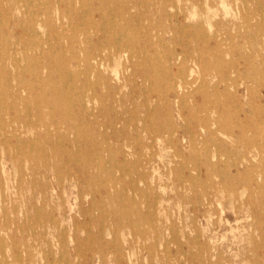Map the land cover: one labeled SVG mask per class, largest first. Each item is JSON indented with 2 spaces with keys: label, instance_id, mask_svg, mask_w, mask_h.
Returning <instances> with one entry per match:
<instances>
[{
  "label": "rangeland",
  "instance_id": "rangeland-1",
  "mask_svg": "<svg viewBox=\"0 0 264 264\" xmlns=\"http://www.w3.org/2000/svg\"><path fill=\"white\" fill-rule=\"evenodd\" d=\"M147 1L136 13L175 42L111 59L101 80L70 43L87 7L61 38L63 0H0V264H264V0H168L170 15ZM46 6L52 33L33 31Z\"/></svg>",
  "mask_w": 264,
  "mask_h": 264
},
{
  "label": "bare ground",
  "instance_id": "bare-ground-1",
  "mask_svg": "<svg viewBox=\"0 0 264 264\" xmlns=\"http://www.w3.org/2000/svg\"><path fill=\"white\" fill-rule=\"evenodd\" d=\"M151 0H148L147 2H145V4H148V2ZM24 2V0H23ZM33 2V1H32ZM64 3H62L64 5V7L67 8V10H62V14L60 15V25L59 29L55 28V30H53V24L50 23V17L53 14V11L51 9H49L47 6L45 8H42V11L40 12V16L42 19H38L36 17V20H33V23L29 25L30 29H32L33 31H35L36 29H42L44 26L41 22H45L47 27L49 28V32L52 33V30L57 32V34L59 35V37L64 38L66 35V31L65 26H71L72 24H74V20H76V15L74 14V11H76V8L78 7V5L80 7H87L86 12L89 14V19H88V29H81L79 31V29L74 28L75 33L73 35H71V44H79L80 48H76V46H73V53L77 54L78 52L84 54V58L82 60H78L79 62L83 63L84 69L83 72H85L84 74L87 77H90L92 79V76H97L98 79H101V72L102 69L106 70L107 66V62L110 61L111 59H115V61L120 62L122 60V58H127L129 60H133L136 59L134 61V63L136 64L139 58H143L144 56H150V52L149 50V46L152 45L151 42H154L155 38L156 41H159L161 39V41L166 37L167 35H171L172 36V41H174L173 39V35H174V30L172 28H168L165 27L163 25H157L155 23H153L152 21V15L151 13L148 15H146L144 18H142L141 16H139V14L136 13V8L138 6V2L137 0H63ZM168 0H161L160 4H161V8H162V13L163 14H169V10H168ZM259 2V1H257ZM256 2V3H257ZM155 3V2H154ZM156 4V3H155ZM150 5H154L153 3H150ZM38 6V5H37ZM112 10H109L111 9ZM25 9V8H24ZM116 9V10H114ZM204 9V8H203ZM215 12V11H214ZM58 13V12H57ZM239 13V12H238ZM36 15V14H35ZM34 15V17H35ZM38 15V16H39ZM30 16V14L28 15ZM58 17V16H57ZM32 18V17H31ZM98 19V20H97ZM192 19V18H191ZM258 19V18H257ZM55 22V21H54ZM64 26V27H63ZM75 26V25H74ZM209 26V25H208ZM27 27V26H26ZM186 27V26H185ZM212 27V26H211ZM72 28V27H71ZM95 30V31H94ZM79 31V32H78ZM257 31V30H256ZM187 32V31H186ZM38 34V33H37ZM78 34L82 35L84 37V42L86 45H82L81 43H78V41H75L73 38L77 37ZM52 35V34H51ZM216 34L214 33L213 37L216 38ZM256 36V35H255ZM40 37V35H39ZM4 38H6V36H4ZM8 38V37H7ZM6 38V39H7ZM52 38V37H51ZM154 38V39H153ZM253 38V37H252ZM9 39V38H8ZM5 40V39H4ZM11 40V39H10ZM35 40V39H34ZM201 40V39H200ZM258 40V39H257ZM36 41V40H35ZM177 41V40H176ZM175 42V41H174ZM8 43V42H7ZM28 43V42H27ZM170 43V42H169ZM2 44V43H1ZM26 44V43H25ZM50 44V43H49ZM52 44V43H51ZM50 44V45H51ZM32 45V43H31ZM55 45V44H54ZM82 45V46H81ZM254 45V44H253ZM5 46V44L3 45ZM8 46V45H7ZM26 46V45H25ZM257 46V45H256ZM255 46V47H256ZM24 47V46H22ZM42 47V46H41ZM52 47V46H51ZM166 47V46H165ZM182 48V47H181ZM257 49V48H256ZM51 50V49H50ZM55 51V50H54ZM173 51V50H172ZM182 52H188L187 49L185 48V46L183 45V49H181ZM226 51V50H225ZM8 53V51H7ZM29 53V52H28ZM33 53V52H32ZM62 54V53H61ZM181 53H177V52H173V55L169 56V61L170 62H174L175 64H177L176 62H180V64H186L187 61L190 60L189 55H191V53H187V54H183V57L180 55ZM153 55V53H152ZM261 55V54H260ZM246 56V55H245ZM57 58V57H56ZM60 58V57H59ZM58 58V59H59ZM230 58V57H229ZM61 59V58H60ZM65 59V57H64ZM80 59V57H79ZM257 59V58H256ZM149 60V59H148ZM238 60V58H237ZM41 61V60H40ZM168 61V59L165 60V62ZM26 62V61H25ZM67 62V61H66ZM71 62V61H70ZM259 63V62H257ZM29 64V63H28ZM54 64V63H53ZM79 64V63H77ZM143 65V64H141ZM182 65V66H183ZM257 65V64H256ZM136 66V65H135ZM180 67L178 68V72L175 74V77H177L178 80L181 81H185L187 77L192 76L193 71L189 72V70H187L186 67ZM258 66V65H257ZM70 67V66H69ZM80 67V66H79ZM135 68V67H133ZM140 68V67H138ZM219 69V68H218ZM253 69V68H252ZM81 71V70H79ZM60 72V71H58ZM82 72V71H81ZM114 72V71H113ZM125 72V71H124ZM11 73V72H10ZM71 73V72H70ZM250 73V72H249ZM75 74V73H74ZM127 74V73H126ZM125 74V75H126ZM157 74V73H156ZM100 75V76H99ZM69 76V75H68ZM233 76V75H232ZM40 77V76H39ZM63 77V76H62ZM81 77V76H80ZM130 77V76H129ZM86 78V77H85ZM62 79V78H61ZM89 79V78H88ZM103 79V78H102ZM101 79V80H102ZM261 79V78H260ZM106 81V80H105ZM96 82V81H95ZM102 82V81H101ZM264 82V81H263ZM75 83V82H74ZM73 83V84H74ZM108 83V82H106ZM144 83V82H143ZM92 84V83H91ZM98 84V83H97ZM255 84V83H254ZM257 84V83H256ZM23 85V84H21ZM77 86V85H76ZM91 86V85H90ZM89 86V87H90ZM124 86V85H123ZM159 87V85H157ZM175 86V85H174ZM258 86V84L256 85ZM144 87V86H143ZM38 88V87H37ZM25 89V86H24ZM39 89V88H38ZM108 89V88H107ZM119 89V88H118ZM135 89V88H134ZM42 90V89H40ZM194 91V90H193ZM1 92V91H0ZM231 92H229L230 94ZM96 94V93H95ZM40 95V94H39ZM1 96V94H0ZM105 96V94H104ZM117 96V95H116ZM227 96V95H226ZM77 97V101L79 102V104L85 103V99L81 96H79V94H76ZM109 97V96H108ZM107 97V98H108ZM115 97V95H114ZM155 98V97H154ZM166 98V97H165ZM37 99V98H36ZM181 99V98H180ZM7 100V99H6ZM13 100V99H12ZM105 100V99H104ZM117 100V99H116ZM172 100V98H171ZM232 100V99H231ZM39 102V101H38ZM205 102V101H204ZM225 102V101H224ZM12 103V102H11ZM137 103V100H136ZM176 103V102H175ZM94 104V102H93ZM108 104V103H107ZM159 104V103H158ZM177 104V103H176ZM5 105V104H4ZM26 105V104H25ZM31 105V104H30ZM73 105V104H72ZM198 105V103H197ZM1 106V105H0ZM3 106V105H2ZM28 106V105H27ZM119 106V105H118ZM161 106V105H160ZM30 107V106H28ZM143 107V106H142ZM162 107V106H161ZM11 108V106H10ZM136 108H138L136 106ZM178 108V107H177ZM29 109V108H28ZM82 109V108H81ZM102 109H103V104H102ZM101 109V110H102ZM1 111V110H0ZM3 112V111H2ZM82 112V111H81ZM117 113V111H114ZM138 112V111H137ZM190 113V112H189ZM103 114V113H101ZM124 114V113H123ZM8 116V115H6ZM115 116V115H114ZM131 116V115H130ZM0 117H1V113H0ZM191 117V116H190ZM32 118V117H31ZM119 118V117H118ZM129 118V117H128ZM133 118V117H132ZM136 118V117H135ZM160 118V117H159ZM188 118V116H187ZM1 119V118H0ZM5 119V118H4ZM116 119V118H115ZM130 119V118H129ZM127 119V120H129ZM123 120H124V116H123ZM126 120V121H127ZM157 120V119H156ZM3 121V120H2ZM125 121V120H124ZM134 121V120H133ZM145 121V119H144ZM139 122V121H138ZM190 122V121H189ZM3 123V122H2ZM221 123V122H220ZM102 124V123H101ZM115 124V123H114ZM125 124V123H124ZM135 124V123H134ZM137 125V124H136ZM135 125V126H136ZM128 126V125H127ZM133 126V125H132ZM182 127V125H180ZM115 127V125L113 126ZM116 128V127H115ZM144 128V125H143ZM57 131H59L58 128H56ZM117 129V128H116ZM124 129V128H123ZM141 129V128H140ZM88 130V129H87ZM261 130V129H260ZM259 130V131H260ZM13 131H16V128L13 129ZM126 131V130H125ZM77 132V130H76ZM81 132V131H80ZM105 132V131H104ZM118 132V131H117ZM131 132V131H130ZM12 133V132H11ZM65 133V132H64ZM121 133H123L121 131ZM2 135V133H0ZM13 134V133H12ZM16 133H14L15 135ZM111 135V134H110ZM122 135V134H121ZM61 136V135H60ZM68 136V135H66ZM123 136V135H122ZM11 137V136H10ZM57 137V136H56ZM121 137V136H120ZM130 138V137H129ZM132 138L135 140V138L132 136ZM191 138V137H190ZM126 139V138H125ZM24 140V139H23ZM51 140V139H50ZM60 140V139H59ZM110 140V139H109ZM137 140V138H136ZM216 140V139H215ZM262 140V139H261ZM22 142V140H21ZM25 142V140H24ZM32 143V142H31ZM88 143V141H87ZM195 143V142H194ZM27 144V142H26ZM21 145V144H20ZM20 145H17V150L19 148ZM61 145V144H60ZM107 145V144H106ZM132 146V145H131ZM231 146V145H230ZM35 147V146H34ZM192 147V146H191ZM242 147V146H241ZM39 148V147H38ZM124 148V147H123ZM229 148V147H228ZM244 148V147H243ZM41 149V148H40ZM107 149V148H105ZM193 149V148H192ZM173 150V149H171ZM21 151V150H20ZM19 151V152H20ZM23 151V150H22ZM26 151V150H25ZM31 151V150H30ZM112 151V150H111ZM110 151V152H111ZM196 151V150H195ZM235 151V150H234ZM24 152V151H23ZM28 153V152H27ZM121 153V152H120ZM194 153V152H193ZM264 153V152H263ZM106 154V152H105ZM123 154V153H122ZM130 154V153H129ZM191 154V153H190ZM189 154V155H190ZM200 154V153H199ZM75 155V154H74ZM84 156V155H83ZM92 156V155H91ZM113 156V154H112ZM181 156V155H180ZM205 156V155H204ZM229 156V155H228ZM37 157V156H36ZM191 156H189L190 158ZM126 158V155H125ZM153 158V157H152ZM186 158V157H185ZM73 159V158H72ZM117 159V158H116ZM138 159V158H135ZM251 159V158H250ZM249 159V160H250ZM209 160V159H208ZM110 161V160H109ZM135 161V160H134ZM155 161V159H154ZM182 161V160H181ZM251 161V160H250ZM258 161V160H257ZM152 162V161H151ZM186 162H188L186 160ZM185 162V163H186ZM206 162V161H205ZM254 162V161H253ZM133 163V162H132ZM129 163V164H132ZM175 163V162H174ZM198 163V162H197ZM24 164V163H23ZM124 166V165H123ZM177 166V165H176ZM260 166V164L258 165ZM264 166V165H263ZM3 167V166H2ZM251 167V166H250ZM4 168V167H3ZM120 168V167H118ZM128 168V167H126ZM62 169V166H61ZM131 169V168H130ZM187 169V168H186ZM20 170V169H19ZM128 170V169H127ZM140 170V169H139ZM182 170V169H181ZM137 171V170H136ZM113 172V171H112ZM119 172V171H118ZM192 172V171H191ZM103 173V171H102ZM126 173V172H125ZM184 173V172H183ZM181 173V174H183ZM237 173V172H236ZM189 174V173H188ZM21 175V174H20ZM25 175V174H24ZM127 175V174H126ZM129 176V175H128ZM138 176V175H137ZM146 176V175H145ZM139 177V176H138ZM144 177V176H143ZM194 177V176H193ZM202 177V176H201ZM3 178V177H2ZM126 178V177H125ZM140 178V177H139ZM188 178V177H187ZM64 179V178H63ZM127 179V178H126ZM131 179V178H130ZM138 179V178H136ZM20 180V179H19ZM65 180V179H64ZM135 180V179H134ZM193 180V179H192ZM93 181V180H92ZM124 181V180H123ZM62 182V181H61ZM137 183V182H136ZM201 183V182H200ZM208 183V182H207ZM19 184V182H18ZM35 185V184H34ZM195 185V184H194ZM165 186V185H164ZM196 186V185H195ZM255 186V185H254ZM33 187V185H32ZM93 187H96L95 185ZM213 187V186H212ZM246 187V186H245ZM3 189V188H2ZM1 189V190H2ZM123 190V189H122ZM145 190V189H144ZM80 192V190H79ZM147 192V190H146ZM259 192V191H258ZM159 193V190H158ZM264 193V192H263ZM149 194V192L147 193ZM122 195V194H121ZM156 195V193H155ZM264 195V194H263ZM87 196V195H86ZM119 196V195H118ZM124 197V195H122ZM145 196V195H144ZM154 196V195H153ZM157 196V195H156ZM155 196V197H156ZM245 196V195H244ZM121 197V196H120ZM152 197V196H151ZM160 197V195H159ZM262 197V196H261ZM264 197V196H263ZM88 198V197H87ZM85 199V198H84ZM151 199V198H150ZM160 199V198H159ZM210 199V198H209ZM118 201V200H117ZM121 201V200H120ZM154 201V200H153ZM125 202V201H124ZM138 202V201H136ZM140 203V202H139ZM153 203V202H152ZM260 203V202H259ZM106 204V203H105ZM111 204H113L111 202ZM201 204V203H200ZM220 205V204H218ZM19 206V205H18ZM106 206V205H105ZM113 206V205H112ZM123 206V205H122ZM126 205H124L125 207ZM137 206V205H136ZM141 206V205H140ZM119 207V206H118ZM107 208V207H106ZM216 208V207H215ZM17 209V208H16ZM108 209V208H107ZM125 209V208H124ZM139 209V207H138ZM223 210V209H222ZM16 211V210H15ZM135 211V209H134ZM206 211V210H204ZM44 212V211H43ZM106 212V211H104ZM112 214H115L114 211H112ZM118 212V211H117ZM224 212V211H223ZM127 213H129V211L127 210ZM148 213V212H147ZM220 213V212H218ZM111 214V213H110ZM236 214V213H234ZM263 214V213H262ZM9 215V214H8ZM122 216V213L120 214ZM154 215V214H153ZM216 215V214H215ZM257 215V214H256ZM131 216V215H130ZM146 216V215H145ZM251 216V215H250ZM55 217V216H54ZM120 217V216H119ZM124 217V216H122ZM127 217V216H126ZM132 217V216H131ZM157 217V216H156ZM129 218V216H128ZM143 218V217H142ZM153 218V217H152ZM207 218V217H206ZM45 219V218H44ZM105 219V218H104ZM121 219V218H120ZM126 219V218H125ZM123 219V220H125ZM136 219V218H135ZM150 219V218H148ZM112 220V219H111ZM127 220V219H126ZM125 220V221H126ZM136 220H139L136 219ZM26 221V220H25ZM110 221V220H109ZM132 220L130 219V222ZM145 221V220H144ZM151 221H153V219H151ZM151 221L149 223H151ZM77 222V221H76ZM107 222V221H106ZM124 222V221H121ZM129 222V223H130ZM148 222V221H147ZM109 223V222H108ZM113 223V222H112ZM216 223V222H215ZM110 224V223H109ZM108 224V225H109ZM127 224V223H126ZM133 224V223H132ZM139 224H141L139 222ZM105 225V224H104ZM124 225V224H123ZM260 225V224H259ZM60 226V225H59ZM112 226V225H111ZM118 226V225H117ZM132 226V225H131ZM140 226V225H139ZM142 226V225H141ZM154 226V224H153ZM21 227V226H20ZM122 227V226H121ZM120 227V228H121ZM47 228V227H46ZM151 228V225H150ZM197 228V227H196ZM138 229V228H137ZM140 229V228H139ZM198 229V228H197ZM146 230V229H145ZM29 231V230H28ZM83 231V230H82ZM201 231V230H200ZM78 232V231H77ZM85 232V231H84ZM102 232V231H101ZM145 232V231H144ZM169 232V231H168ZM191 232V231H190ZM257 232V231H256ZM89 233V231L87 232ZM119 233V232H118ZM148 232H146L147 234ZM158 233V232H157ZM176 233V232H175ZM189 233V232H188ZM187 233V234H188ZM264 233V232H263ZM63 234V231H62ZM94 234V233H93ZM115 234V233H114ZM117 234V233H116ZM178 234V233H177ZM139 235V233H138ZM148 235V234H147ZM119 236V234H118ZM1 237V236H0ZM95 237V236H93ZM102 237V236H101ZM157 237V236H156ZM256 237V236H255ZM3 238V237H2ZM1 238V239H2ZM120 239V237H118ZM65 239V238H64ZM103 238H101L102 240ZM158 239V238H157ZM177 239V237H176ZM25 240V239H24ZM89 240V239H88ZM87 240V241H88ZM93 240V239H92ZM121 240V239H120ZM146 241V240H145ZM158 241V240H156ZM174 241V240H173ZM255 241V240H254ZM25 242V241H24ZM64 242V240H63ZM62 242V243H63ZM66 244H67V240H65ZM80 242V241H79ZM94 242V241H92ZM120 242V241H119ZM10 243V242H8ZM19 243V242H18ZM27 243V242H26ZM25 243V244H26ZM85 243V242H83ZM202 243V242H201ZM5 244V243H4ZM20 244V243H19ZM108 244V242L106 243ZM113 244V243H112ZM165 244V243H164ZM172 244V243H171ZM81 245V244H79ZM84 245V244H83ZM82 245V246H83ZM89 245V244H88ZM98 245V244H97ZM152 245V244H151ZM159 245V244H158ZM179 245V244H178ZM5 247H7L6 245H4ZM50 246V245H49ZM110 246V245H109ZM122 246V245H121ZM150 246V245H149ZM90 247V246H89ZM112 247V246H111ZM120 247V245H119ZM123 247V246H122ZM160 247V246H159ZM162 247V246H161ZM165 247V246H164ZM256 247V246H255ZM9 248V247H7ZM19 248V247H18ZM81 248V247H80ZM116 248V247H115ZM138 248V247H137ZM143 248V247H142ZM149 248V247H148ZM158 248V247H157ZM168 248V246H167ZM179 248V247H178ZM182 248V247H181ZM180 248V249H181ZM50 249V248H49ZM78 249V248H77ZM109 249V248H108ZM111 249V248H110ZM120 249V248H119ZM179 249V250H180ZM66 250V248L64 249ZM79 250V249H78ZM86 250V249H85ZM118 250V249H117ZM177 250V249H176ZM6 251V250H5ZM19 251V250H18ZM17 251V252H18ZM21 251V250H20ZM89 251V248H88ZM102 251V250H101ZM123 251V250H122ZM151 251V250H150ZM153 251V250H152ZM151 251V252H152ZM185 251V250H184ZM201 251V250H200ZM4 252V251H3ZM50 252V251H49ZM66 252V251H65ZM110 252V251H109ZM187 252V251H186ZM69 253V252H68ZM94 253V250H93ZM120 253V251H119ZM129 253V252H128ZM150 253V252H148ZM5 254V253H4ZM65 254V253H64ZM80 254V253H79ZM87 254V253H86ZM110 254V253H109ZM122 254V253H121ZM153 254V253H152ZM175 254V253H174ZM177 254V252H176ZM186 254V253H185ZM66 255V254H65ZM83 256L85 255L82 254ZM127 255V254H126ZM143 255V254H142ZM155 255V254H154ZM153 255V256H154ZM197 255V254H196ZM203 255V254H202ZM201 255V256H202ZM116 257V256H115ZM155 257V256H154ZM153 257V258H154ZM163 257V256H162ZM174 257V256H173ZM47 258V257H46ZM45 258V259H46ZM67 258V257H66ZM69 256H68V260H69ZM85 258V257H83ZM152 258V259H153ZM204 258V256H203ZM236 258V257H235ZM3 259V256H2ZM9 259V258H8ZM54 259V258H52ZM119 259V258H118ZM122 259V258H121ZM128 259V258H127ZM126 259V260H127ZM143 259V257H142ZM146 259V258H145ZM205 259V258H204ZM1 260V259H0ZM48 260V259H47ZM65 260V259H64ZM144 260V259H143ZM142 260V261H143ZM169 260V259H168ZM4 261V260H2ZM1 261V262H2ZM21 261V260H20ZM131 261V260H130ZM150 261V259H149ZM22 262V261H21ZM29 264L30 262L27 261ZM61 262V260H60ZM64 262V261H63ZM66 262V261H65ZM69 262V261H68ZM101 262V261H100ZM178 262V261H177ZM202 262V261H201ZM5 263V261H4ZM46 263V261H45ZM52 263V262H51ZM71 263V262H70ZM151 263V262H150ZM149 263V264H150ZM263 263V262H261ZM10 264V261H9ZM47 264V263H46ZM60 264V263H59ZM86 264V263H85ZM129 264V263H128ZM163 264V263H162ZM180 264V263H179Z\"/></svg>",
  "mask_w": 264,
  "mask_h": 264
}]
</instances>
